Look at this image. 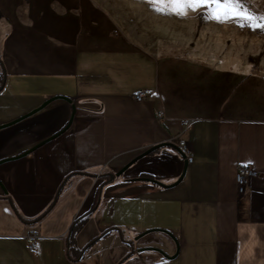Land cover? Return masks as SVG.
<instances>
[{
  "label": "crops",
  "instance_id": "crops-1",
  "mask_svg": "<svg viewBox=\"0 0 264 264\" xmlns=\"http://www.w3.org/2000/svg\"><path fill=\"white\" fill-rule=\"evenodd\" d=\"M107 6L0 0V124L16 119L0 127V160L62 129L74 109L58 135L0 162V264H264V69L153 54ZM141 87L150 93L133 99ZM248 161L258 175L239 194ZM56 195L36 222L13 207L32 218Z\"/></svg>",
  "mask_w": 264,
  "mask_h": 264
},
{
  "label": "rangeland",
  "instance_id": "rangeland-1",
  "mask_svg": "<svg viewBox=\"0 0 264 264\" xmlns=\"http://www.w3.org/2000/svg\"><path fill=\"white\" fill-rule=\"evenodd\" d=\"M101 1L108 5L106 12L125 16L131 32L153 54L185 53L211 59L228 56L264 69V31L241 28L234 22L206 21L199 12H189L184 18L161 14L155 11L149 0ZM119 2L127 7V14L121 11ZM251 8L264 13V0H254ZM125 26H120L124 32Z\"/></svg>",
  "mask_w": 264,
  "mask_h": 264
},
{
  "label": "snow or ice",
  "instance_id": "snow-or-ice-1",
  "mask_svg": "<svg viewBox=\"0 0 264 264\" xmlns=\"http://www.w3.org/2000/svg\"><path fill=\"white\" fill-rule=\"evenodd\" d=\"M161 14L187 17L189 12H199L206 21L220 24L234 22L237 26L264 31V13L252 10L254 0H149ZM153 95H156L153 93ZM246 162L245 167L251 164Z\"/></svg>",
  "mask_w": 264,
  "mask_h": 264
},
{
  "label": "built area",
  "instance_id": "built-area-1",
  "mask_svg": "<svg viewBox=\"0 0 264 264\" xmlns=\"http://www.w3.org/2000/svg\"><path fill=\"white\" fill-rule=\"evenodd\" d=\"M150 93V88L141 87L136 88L131 92V96L135 100H142ZM159 117L163 116L162 112L157 114ZM183 123H188V120L181 119ZM177 148L179 152L183 155L187 163L192 161V151L189 146V143L185 139H179L177 141ZM246 162H240L237 165L236 173H235V180L237 184V191L239 194L244 193L248 179L254 175H258V171L255 170L250 164L248 166H244ZM38 234L35 230L30 229L26 233V241L29 249H33L35 245V240Z\"/></svg>",
  "mask_w": 264,
  "mask_h": 264
},
{
  "label": "trees",
  "instance_id": "trees-1",
  "mask_svg": "<svg viewBox=\"0 0 264 264\" xmlns=\"http://www.w3.org/2000/svg\"><path fill=\"white\" fill-rule=\"evenodd\" d=\"M142 176H144L143 178H147V179H154L152 177H149L148 175L143 174ZM156 180V179H155ZM156 183V182H155ZM158 184V183H157ZM58 195H56L54 197V199L49 203V205L37 216L32 217V218H26L23 215H21L18 210L16 209L15 205H13L15 211L19 214L20 218L25 221V222H36L38 220H40L49 210L50 208L53 206V204L55 203V201L57 200ZM96 203L94 204L93 208L91 211L84 213L83 215H81L80 217H78L76 220L73 221V223L71 224V227L69 229L68 232V242L70 243V240L72 237H74V235L80 230V228L83 226L85 220L87 219V216L93 211V209H95L96 207ZM109 230H106L102 233L105 234L107 233Z\"/></svg>",
  "mask_w": 264,
  "mask_h": 264
},
{
  "label": "water",
  "instance_id": "water-1",
  "mask_svg": "<svg viewBox=\"0 0 264 264\" xmlns=\"http://www.w3.org/2000/svg\"><path fill=\"white\" fill-rule=\"evenodd\" d=\"M56 97H59V95L49 97L48 99H46L45 101H43L38 107H35L34 109H32L31 111H29L28 113L34 112L35 110H37V109L43 107L45 104H47L49 101L53 100V99L56 98ZM73 112H74V109H73V111H72L71 114H70V117H69V119H68V122L64 125V127H62V129H60V130L57 131L56 133H54V134H52V135L46 137L45 139H43L42 141L36 143L33 147H30L29 149L23 151L22 153H19L18 155H15V156L6 157V158H4V159H1L0 162L5 161V160H8V159L16 158V157H18V156H21V155H23V154L29 152L30 150H32L33 148H35V147L38 146L39 144H42L43 142H46V141L50 140L51 138L55 137L56 135H58L60 132H62L64 129H66V128L69 126V124L71 123V120H72V117H73ZM28 113H27V114H28ZM19 118H20V117H19ZM15 120H16V119H14L13 121H15ZM13 121H9V122L2 123V124H0V127H1V126H5V125H7V124H9V123H11V122H13ZM146 152H148V150H147ZM143 154H144V153H143ZM122 171H123V168H121L120 170H118L116 173H109V179H113L114 175H118V174H120ZM183 172H184V171H183ZM183 172H182L181 175L179 176V179L183 176ZM141 178H142V177H141ZM179 179H177V180H179ZM150 181H152V182H156V183H158V184H160V185H163V186H166V184H164V183H162V182H160V181H158V180H155V179H150ZM140 235H141V234L137 235L136 237H139ZM142 249H145V248H142ZM162 254H164L165 256H169V257L171 256V255H167L165 252H162Z\"/></svg>",
  "mask_w": 264,
  "mask_h": 264
}]
</instances>
